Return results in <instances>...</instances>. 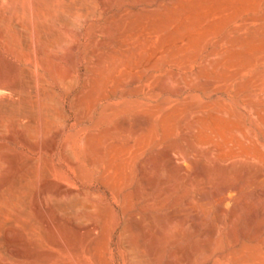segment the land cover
I'll return each mask as SVG.
<instances>
[{
	"label": "rangeland",
	"instance_id": "1",
	"mask_svg": "<svg viewBox=\"0 0 264 264\" xmlns=\"http://www.w3.org/2000/svg\"><path fill=\"white\" fill-rule=\"evenodd\" d=\"M45 1L0 0V81L8 90L0 89V102L18 101L9 87L19 84L32 94L54 90L62 101L54 106L55 120L39 116L33 106L22 123L9 119L0 133V183L22 177L26 185L24 205L11 204L1 218L0 264H264V0H90L87 15L69 12L82 0ZM30 5L33 26L27 22ZM58 9L70 21H63ZM17 25L23 34H14ZM41 29L55 35L51 43L39 37ZM98 91L130 108L93 129L106 102L101 98L95 109L91 93ZM123 117L134 125L146 119L149 125L134 133L120 125ZM104 130L111 139L103 144L104 165L98 169L91 164L97 157L91 148ZM111 142L123 145L118 146L123 157L115 161L116 174L107 176ZM51 145L54 150H47ZM71 156L78 167L69 163ZM58 188L61 196L54 193ZM222 188L230 196L226 208ZM73 199L86 200L74 214L63 206ZM136 218H143L141 225ZM126 241L140 249L138 262ZM92 242L97 246H88Z\"/></svg>",
	"mask_w": 264,
	"mask_h": 264
},
{
	"label": "bare ground",
	"instance_id": "2",
	"mask_svg": "<svg viewBox=\"0 0 264 264\" xmlns=\"http://www.w3.org/2000/svg\"><path fill=\"white\" fill-rule=\"evenodd\" d=\"M11 1V0H10ZM40 1V0H39ZM41 1H45V0H41ZM61 1V0H60ZM68 1V0H67ZM67 1H64V2H67ZM70 1V0H69ZM72 1V0H71ZM74 1H76V0H74ZM73 1V2H74ZM29 2H30V4H31V2H33V0H29ZM49 2V3H48ZM63 2V3H64ZM73 2H71V4L73 3ZM78 2V1H77ZM105 2V1H104ZM44 3H46V1L44 2ZM51 3V0L49 1H47V4H50ZM68 3H70V2H67L66 4H64L63 5V7L65 6V5H67V6H65L66 8L68 7V9L70 8L69 6V4ZM6 4V3H5ZM15 4V3H14ZM25 4V3H24ZM34 4V3H33ZM74 4H75V2L73 3V6H72V8H70L69 9V12H70V10H73V11H76V12H79V14L81 13L82 15L83 14H85V15H87L89 12H90V10L92 9V4H91V2H90V0H82V1H80L76 6H74ZM96 4V3H95ZM21 5V4H20ZM40 5H41V3H40ZM43 5V4H42ZM46 4H44V7H46V6H49V5H46ZM69 5V6H68ZM35 6V5H34ZM33 6V7H34ZM104 6V5H103ZM110 6V5H109ZM108 6V4H107V6H106V8L107 7H109ZM11 7V6H10ZM19 7V6H18ZM18 7H16V8H18ZM50 7V6H49ZM48 7V8H49ZM52 7H53V5H52ZM56 7V6H55ZM55 7H53V9H56ZM42 8H43V6H42ZM47 8V10H49ZM51 8V7H50ZM59 8H61V6H59ZM104 8V7H103ZM24 9V8H23ZM45 9V8H44ZM68 9L66 10V11H68ZM105 9V8H104ZM20 10H21V8H20ZM36 10V9H35ZM46 10V9H45ZM107 10H108V8H107ZM6 11V10H5ZM10 11V10H9ZM18 11V10H17ZM58 12H59V15H60V11H59V9L57 10ZM1 12V11H0ZM19 12V11H18ZM21 12V11H20ZM19 12V13H20ZM35 11L32 9V5H30L29 6V8H28V15H29V21L27 20V22H30V24L33 26V24L35 23V13H34ZM100 12L102 13V11L100 10ZM104 12V11H103ZM12 13H13V11H12ZM27 13V12H26ZM52 13H54V12H51V14ZM15 14V13H14ZM14 14H12V15H14ZM21 14V13H20ZM19 14V15H20ZM25 14V13H24ZM46 14V13H45ZM64 14V13H63ZM78 14V13H77ZM61 15H62V13H61ZM84 15V16H85ZM90 15V14H89ZM11 16V15H10ZM9 16V17H10ZM42 16H43V14H42ZM50 16V15H49ZM81 16V15H80ZM91 16V15H90ZM40 17V16H39ZM38 17V18H39ZM47 17H48V15H47ZM51 17V16H50ZM82 17V16H81ZM6 18V17H5ZM16 18H17V16H16ZM44 18V17H43ZM62 20L63 21H70V19L66 16V15H62ZM41 19V18H40ZM45 19V18H44ZM52 19V18H51ZM54 19V18H53ZM52 19V20H53ZM89 19V18H88ZM11 20H13V19H11ZM38 20V19H37ZM54 20H56V18L54 19ZM61 20V21H62ZM1 21H3V20H1ZM9 21H10V19H7V21H4L5 23H9ZM40 21V20H39ZM42 21V20H41ZM38 22V21H37ZM56 22V21H55ZM24 23V22H23ZM58 23V22H57ZM56 23V24H57ZM71 23V22H70ZM75 23V22H74ZM10 24V23H9ZM22 24V23H21ZM27 24V23H26ZM38 24V23H37ZM36 24V25H37ZM41 24V23H40ZM47 24V23H46ZM8 25V24H7ZM23 25V24H22ZM42 25V24H41ZM40 25V26H41ZM48 25V24H47ZM50 27H51V25H49ZM49 26H47V27H49ZM10 27V26H9ZM8 27V28H9ZM14 27V26H13ZM37 27V26H36ZM24 28V27H23ZM41 28H43V27H41ZM52 28H53V26H52ZM52 28H50V29H52ZM14 29V28H13ZM33 29V28H32ZM53 30V29H52ZM23 30H22V28H21V26L20 25H17L16 26V29H15V31H14V34H16V35H20L21 34V32H22ZM38 31H40L39 29H38ZM48 31V30H47ZM6 32V31H5ZM50 32V31H49ZM49 32H46L44 29H41V35L39 36L42 40H44L46 43H51L53 40H54V38H55V35L54 34H52V33H49ZM99 33V32H98ZM22 34H23V32H22ZM14 37H16V36H14ZM38 37V38H39ZM95 37V36H94ZM17 38H20V37H17ZM16 38V39H17ZM97 38V37H96ZM39 40V39H38ZM41 40V41H42ZM56 40V39H55ZM44 42V43H45ZM93 44V43H92ZM95 44H96V42H95ZM44 45V44H43ZM52 45V44H51ZM49 46V45H48ZM50 47V46H49ZM47 48V47H46ZM95 53V52H94ZM74 55V54H73ZM77 57V56H76ZM95 57V56H94ZM70 58V57H69ZM73 58V57H72ZM87 58H88V56H87ZM76 59V58H75ZM95 59V58H94ZM72 60V59H71ZM77 60V59H76ZM108 60V59H107ZM103 61V60H102ZM73 62V61H72ZM78 62V61H77ZM113 62V61H112ZM115 63H117L116 61H114ZM114 62H113V64H114ZM75 64V63H74ZM109 64V63H108ZM73 65V64H72ZM86 65V64H85ZM106 65V64H105ZM110 65H111V61H110ZM76 66V65H75ZM97 66V65H96ZM106 66H108V65H106ZM88 67V66H87ZM112 67H113V65H112ZM89 68V67H88ZM107 68V67H106ZM84 69V68H83ZM100 70V69H99ZM108 70H110V69H108ZM75 71V70H74ZM70 73V72H69ZM108 73V72H107ZM106 73V74H107ZM76 74V73H75ZM70 75V74H69ZM72 75V74H71ZM96 75V74H95ZM94 75V76H95ZM98 75V74H97ZM90 76V78H92L91 77V75H89ZM76 77V76H75ZM98 77V76H97ZM70 79V78H69ZM64 80V79H63ZM72 80V79H71ZM70 80V81H71ZM108 80V79H107ZM67 81V80H66ZM73 81V80H72ZM75 81V80H74ZM77 81V80H76ZM92 81V80H91ZM93 81H96V80H93ZM92 81V82H93ZM111 82V81H110ZM71 83V82H70ZM75 83V82H74ZM119 83V82H118ZM126 83H128V82H126ZM63 84V83H62ZM99 84V83H98ZM101 84V83H100ZM66 85V84H65ZM70 85V84H69ZM68 84H67V86H69ZM75 86V85H74ZM98 86V85H97ZM117 86V85H116ZM70 87H72V86H69L68 88V92H70ZM105 87L107 88V86L105 85ZM117 87H119V86H117ZM7 87H6V85L5 84H3L1 81H0V89H6ZM93 88H95V87H93ZM96 88H98V87H96ZM113 88V87H112ZM9 89L11 90V91H13L14 92V94H11L12 96H14L15 94H17L18 96H19V99H18V101L17 100H15L14 99V101H16V102H13V103H11V102H9V101H4V102H0V133L1 132H3V130L5 129L4 127H5V124H6V122L9 120V119H13V120H17V121H19V122H23V120H24V118H26L28 115H30L31 113H33V109L31 108V107H33V106H35V111H36V113L40 116H42V115H45L46 116V118L48 117V118H52L53 120H55L56 119V117H57V112H56V110H55V107L54 106H56V104H59V103H61L62 104V101L60 100V99H58L57 97H56V94L54 93V90L52 91H40V90H34L33 91V94H32V89H31V91L28 89V87H26V86H24V85H22V84H19V85H14V86H12V87H9ZM99 89V88H98ZM130 89L131 88H129V92H130ZM7 90V89H6ZM9 90V91H10ZM42 90V89H41ZM93 90V89H92ZM94 90H97V89H94ZM107 90V89H106ZM8 91V90H7ZM66 91V92H67ZM89 91H91V90H89ZM88 91V92H89ZM4 92V91H3ZM62 92H63V90H62ZM127 92V91H126ZM128 92V93H129ZM77 93H79V92H77ZM77 93H76V95H77ZM108 93V92H107ZM127 93V94H128ZM9 94V93H8ZM31 94V95H30ZM58 94V93H57ZM65 94V93H64ZM68 94V93H67ZM66 94V95H67ZM91 94H93L92 96H91ZM90 94V96L92 97V98H94V100H95V102H94V106H95V109H98V107L100 106V99L102 98V99H105L106 100V102H105V104H103V106L102 107H100V109H99V111H98V115H97V122L95 123V121H94V123H95V125H93V124H91L92 126H93V129L94 128H96V126H98L99 125V123H103V125H104V123H106V124H110V123H112L113 121H114V119H116V117H118L122 112H125L126 110L127 111H129L128 109L130 108V107H128V106H123V107H121L120 105H123V104H118V100H116V98L115 99H113V100H111V96L109 95V94H103V93H99V91L98 92H95V93H91ZM126 94V95H127ZM132 94V93H131ZM71 95V94H70ZM86 95H88V94H86ZM12 96H11V99H12ZM78 96V95H77ZM83 96H85V95H83ZM29 97H32L31 99L32 100H30L29 99ZM66 97V96H65ZM79 97H80V93H79ZM78 97V98H79ZM81 97H82V95H81ZM86 97V96H85ZM84 98V97H83ZM83 98H81L82 100H84ZM2 99V98H1ZM3 99H4V97H3ZM8 99V98H7ZM88 99H91V98H88ZM10 100V99H9ZM72 100H74L75 101V98L73 97V99ZM78 100V99H77ZM81 100V101H82ZM93 100V99H92ZM2 101V100H1ZM30 101H31V105L32 106H30ZM66 101V100H65ZM73 101V102H74ZM79 101V100H78ZM75 103V102H74ZM85 103V102H84ZM73 104V103H72ZM74 105V104H73ZM72 105V106H73ZM77 107V106H76ZM86 107V106H85ZM85 107H84V111H85ZM133 106H131V108H132ZM77 109V108H76ZM83 109V108H82ZM92 110V109H91ZM76 111V110H75ZM79 112V111H78ZM91 112V111H90ZM89 112V113H90ZM251 112V111H250ZM36 113H34V114H36ZM84 113V112H83ZM88 113V114H89ZM36 114V115H37ZM64 114V116H65V118L67 119L68 118V114L67 113H63ZM33 116V115H32ZM82 116V115H81ZM35 117V116H34ZM33 117V118H34ZM77 117V116H76ZM84 117V116H83ZM82 117V118H83ZM126 117V116H125ZM131 117V116H130ZM29 118V117H28ZM38 118V117H37ZM37 118H36V121H37ZM44 118V117H43ZM124 118V117H123ZM30 119V118H29ZM28 119V121L30 122V120ZM32 119V118H31ZM42 119V118H41ZM131 119V118H130ZM129 118H124V120L121 122V126L122 127H124V128H128V129H132V130H134V133H136L135 131H137V130H141L142 128H145V127H147L149 124H148V121L146 120V119H141L140 121H139V124H136V125H134V124H132L131 123V120H130ZM85 120H86V118H85ZM28 121L26 122V123H28ZM58 121V120H57ZM69 121V120H68ZM79 121V120H78ZM118 121V120H117ZM116 121V122H117ZM35 122V121H34ZM38 122V121H37ZM49 122V121H48ZM115 122V123H116ZM25 123V122H24ZM23 123V124H24ZM32 123V122H31ZM30 123V124H31ZM76 123H79V122H76ZM75 123V124H76ZM119 122H117V124H118ZM136 123V122H135ZM11 124V123H10ZM9 125V124H8ZM18 125H19V123H18ZM35 125H36V123L34 124L33 123V126L35 127ZM68 125V124H67ZM102 125V124H101ZM112 125V124H111ZM118 126H119V124H118ZM131 126H132V128H131ZM16 127V126H15ZM18 127V126H17ZM34 127H32V128H34ZM108 128V127H107ZM19 129V128H18ZM102 129H104V128H102ZM106 129V128H105ZM109 129H112V130H114L113 128H109ZM119 129V128H118ZM128 129H127V131H128ZM108 130V129H107ZM116 131H120V129L119 130H117V129H115ZM105 131V130H104ZM131 131V130H130ZM129 131V132H130ZM5 132V131H4ZM105 132L107 133V134H105ZM104 132V134H100L101 135V137H102V139L98 142L97 140L96 141H94L93 139L95 138V136L98 134H96V132L95 133H93L95 136H94V138L92 137V141H94L95 143H99V144H96L95 146H96V149L95 148H91V149H93V151L96 153V158L95 159H93L92 160V158H90L91 160H92V162H91V164L93 163L94 164V166H96L98 169H101L102 168V166L104 165V162H103V155H104V149H103V144L104 143H106L109 139H111L109 136H108V133H111V132H107V131H105ZM133 131H131V133H132ZM147 132H149L148 131V129H147ZM10 133V132H9ZM92 133H90V134H92ZM101 133H102V131H101ZM119 133H121V132H119ZM125 133V132H124ZM128 133V132H127ZM89 134V133H88ZM92 134V135H93ZM130 134V133H129ZM133 134V133H132ZM131 135V134H130ZM146 135V134H145ZM3 135H1V137H2ZM8 136V135H7ZM99 136V135H98ZM132 136V135H131ZM133 137V136H132ZM138 137V136H137ZM126 138V137H125ZM146 139V138H145ZM90 140V139H89ZM121 140V139H120ZM126 141H128L127 139H126ZM130 141H131V139H130ZM55 142V141H54ZM53 142V143H54ZM143 142V141H142ZM25 143H26V141H25ZM112 143V142H111ZM110 143V147L108 148V158H109V160H108V162H107V166H106V169H105V174L107 175V176H113V174H116V170H115V167H117V166H115V161H116V159L120 156V157H123V155H122V151L118 148V146L119 145H122V144H119V143H116V142H114V144L112 143L111 144ZM141 143V142H140ZM55 144V143H54ZM130 143H128L127 144V146L129 145ZM132 145V144H131ZM55 145H51V146H48L47 147V150H49V151H53L54 150V147ZM91 145H89V147H90ZM123 146V145H122ZM130 146V145H129ZM41 147V146H40ZM93 147V146H92ZM108 147V146H107ZM124 147H126V146H124ZM135 147H136V145H135ZM65 149H66V146H65ZM68 151V150H67ZM69 152V151H68ZM90 152H92V150L90 151ZM94 152H92V153H94ZM71 154V153H70ZM83 155V154H82ZM94 155V154H93ZM90 156V155H89ZM72 157V156H71ZM71 157H68L69 158V163H72L73 165H76L77 167H78V164L79 163H77L74 159H73V157L71 158ZM13 159H12V161H13V164H14V166L15 165H18V158H17V156H14V157H12ZM83 159H85V158H83ZM30 160H32V159H30ZM66 160V159H65ZM133 160V159H132ZM35 161V160H34ZM33 161V162H34ZM67 161V160H66ZM22 162V161H21ZM23 163V162H22ZM132 163V162H131ZM90 164V165H91ZM65 165V164H64ZM10 166V165H9ZM12 166V165H11ZM19 166V165H18ZM80 166H82V165H80ZM131 166V165H130ZM129 166V167H130ZM1 167V166H0ZM16 167V166H15ZM21 167V166H20ZM27 167V166H26ZM14 168V167H13ZM37 168V167H36ZM120 168V167H119ZM20 169V168H19ZM38 169V168H37ZM40 169V168H39ZM14 170H15V168H14ZM22 170V169H21ZM25 170H26V168H25ZM30 170V169H29ZM87 170V169H86ZM98 171V170H97ZM27 172V171H26ZM30 172H34V171H30ZM89 172V171H88ZM10 173H12V172H10ZM82 173V172H81ZM20 174H21V171H20ZM83 174V173H82ZM10 175V174H9ZM25 175V172H22V174H21V176H24ZM30 176L29 175V173H26V176ZM32 175V174H31ZM33 175H34V173H33ZM83 175H86V173L84 172V174ZM87 175H89L90 176V174H87ZM136 175V174H135ZM19 176V175H18ZM28 176H27V178H28ZM37 176V175H36ZM81 176V175H80ZM88 176V177H89ZM91 176H93V175H91ZM20 177V176H19ZM78 177V176H77ZM86 177V176H85ZM17 178V177H16ZM22 178V177H21ZM21 178H18V179H14V178H11V179H6V180H4V181H2V183H0V224H1V218H2V215H3V213L4 212H6L7 210H8V207L11 205V204H17V205H24V197L25 196H23V192L24 191H22L23 189H22V183H21V181L22 180H20ZM32 178V177H31ZM34 178V177H33ZM79 178H81V177H79ZM97 178H98V176H97ZM155 178V177H154ZM153 178V179H154ZM35 179V178H34ZM37 179V178H36ZM35 179V180H36ZM83 179V178H82ZM86 179V178H85ZM104 179V178H103ZM146 179V178H145ZM145 179H143L144 181H145ZM28 180H29V178H28ZM39 180V179H38ZM40 180H41V178H40ZM92 180V179H91ZM142 180V181H143ZM147 180V179H146ZM163 180V179H162ZM33 181V180H32ZM134 181V180H133ZM142 181H139L138 183H142V185H143V182ZM148 181V180H147ZM146 181V182H147ZM163 181H165V179L163 180ZM173 181V180H172ZM28 182V181H27ZM47 182V181H46ZM53 182V181H52ZM146 182L144 183L145 185H146ZM162 182V181H161ZM101 183V182H100ZM148 183H149V181H148ZM155 183V185H156V182H154ZM163 184H165V182H162ZM24 185H25V183H23ZM46 185V184H45ZM48 185V184H47ZM138 186H139V184H137ZM154 185V184H153ZM26 186V185H25ZM54 186V185H53ZM131 186V185H130ZM141 186V185H140ZM139 186V187H140ZM30 187V186H29ZM62 187V186H61ZM83 187V186H82ZM141 187H143L144 188V186H141ZM227 187V186H226ZM31 188V187H30ZM46 188H47V186H46ZM142 188V189H143ZM238 188V187H237ZM237 188H234V189H237ZM26 189V188H25ZM28 189V188H27ZM42 189V188H41ZM88 189V188H87ZM136 189V188H135ZM134 189V190H135ZM139 189V188H138ZM146 189V188H145ZM151 189H152V187H151ZM176 189H177V187H176ZM223 189V188H222ZM227 189L228 188H224L223 190H221V192H223V197H222V204L223 205H225L226 203H229L228 201H229V197L230 196H227L226 195V191H227ZM29 190V189H28ZM33 190V189H32ZM52 190V189H51ZM134 190H132L133 192H134ZM147 190V189H146ZM238 190V189H237ZM75 191V190H74ZM139 191H141L140 189L138 190V192H137V194L139 193ZM165 191H167V190H165ZM165 191H163V192H165ZM230 191V190H229ZM228 191V192H229ZM42 192V191H41ZM63 190L62 189H57L56 191H54V193H55V195L56 196H61L62 194H63ZM69 192V191H68ZM132 192V193H133ZM135 192V193H136ZM146 192V191H145ZM149 192V191H148ZM227 192V193H228ZM28 193V192H27ZM29 193H31V192H29ZM28 193V194H29ZM36 193H38V192H36ZM35 193V194H36ZM130 194H131V192H129ZM135 193H134V195H135ZM140 193H142V192H140ZM139 193V194H140ZM150 193V192H149ZM161 193H162V191H161ZM160 193V194H161ZM167 193H169V191L167 192ZM167 193H165V194H167ZM144 194H146V193H144ZM143 194V195H144ZM148 194V193H147ZM159 194V195H160ZM40 195V194H39ZM49 195H50V193H49ZM48 195V196H49ZM53 195V194H52ZM148 195H150V194H148ZM148 195H145V197L146 196H148ZM156 195V194H155ZM158 195V194H157ZM162 195V194H161ZM161 195H160V197H161ZM164 195V194H163ZM178 195V194H177ZM28 196H30V195H28ZM38 196V195H37ZM41 196V195H40ZM77 196V195H76ZM87 196V195H86ZM99 196V195H98ZM129 196V195H128ZM139 196V195H138ZM52 197V196H51ZM92 197V196H91ZM95 197H97V196H95ZM134 197V196H133ZM157 197V196H156ZM169 198H171V195H169L168 196ZM168 197H165V198H168ZM177 197V196H176ZM38 198V197H37ZM46 198H50V197H46ZM60 198V197H59ZM98 198V197H97ZM140 198V197H139ZM138 198V199H139ZM153 198V197H152ZM159 198V197H158ZM26 199H28V198H26ZM55 199V198H54ZM134 199V198H133ZM154 199H156V198H154ZM205 199L207 200V197H205ZM43 200V199H42ZM41 200V201H42ZM52 200V199H51ZM50 200V201H51ZM56 200V199H55ZM62 200V199H61ZM70 200V199H69ZM123 200H124V198H123ZM149 200H152V199H149ZM162 200V199H161ZM160 200V201H161ZM164 200V199H163ZM170 200V199H169ZM54 201V200H53ZM64 201V200H63ZM85 201V203H86V200H84ZM84 201H82L81 199H73L71 202H69V204H66V205H63L64 207H66L67 209H71L72 211H67V212H73L74 210L73 209H76L77 207H79L80 205H83L84 204ZM130 201H133V200H130ZM136 202H137V200H135ZM145 201V200H144ZM143 201V202H144ZM147 201V200H146ZM145 201V202H146ZM168 201V199H166V202ZM26 202V201H25ZM46 202V201H45ZM59 202V201H58ZM124 202V201H123ZM162 202H165V201H162ZM40 203V202H39ZM43 203V206H44V202H42ZM55 203V202H54ZM61 203V202H60ZM97 203V202H96ZM25 204H27V203H25ZM38 204V203H37ZM57 204V203H56ZM131 204H132V202H131ZM157 204V203H156ZM160 204H161V202H160ZM167 204L168 203H165V205L167 206ZM42 205V204H41ZM57 205H59V204H57ZM89 205V204H88ZM94 205H97V204H94ZM101 204H99V206H100ZM102 205H103V203H102ZM105 205V204H104ZM104 205H103V207H104ZM108 205V204H107ZM122 205V204H121ZM130 204H128V206H129ZM133 205V204H132ZM152 205V204H151ZM151 205H149V206H151ZM154 205V204H153ZM162 205H163V203H162ZM227 205V204H226ZM226 205H225V208H226ZM35 206V205H34ZM33 206V207H34ZM43 206H41V207H43ZM46 206V205H45ZM44 206V207H45ZM56 206V205H55ZM61 206V205H60ZM63 206H62V208H63ZM86 205H84V207H85ZM98 206V205H97ZM98 206V207H99ZM148 206V207H149ZM158 206V205H157ZM12 206H10V208H11ZM22 207V206H21ZM36 207V206H35ZM87 207V206H86ZM90 207H91V205H90ZM102 207V208H103ZM110 207V206H109ZM109 207H107V209L109 208ZM126 208H124V209H127L128 207L127 206H125ZM147 207V206H146ZM145 207V208H146ZM81 208V207H80ZM100 208V210H101V207H99ZM99 208L97 209V211H98V214H99ZM105 208H106V206H105ZM105 208H103V210L105 209ZM145 208H143V209H145ZM152 208V207H151ZM170 208V207H169ZM224 207H221L219 210V217H218V220H217V223H218V226H220V224H222V222H223V219H222V212H224V209H223ZM50 209V208H49ZM58 209H60L61 210V208H58ZM110 209V208H109ZM121 209H123V208H121ZM140 209H142V208H140ZM142 209V210H143ZM64 210V209H63ZM18 211V210H17ZM47 211H49V210H47ZM50 211H52V210H50ZM49 211V212H50ZM62 211V210H61ZM95 211H96V209H95ZM94 211V212H95ZM145 210H143V212H144ZM170 211V210H169ZM169 211H167V214H168V212ZM8 212V211H7ZM21 212V211H20ZM62 212H64V211H62ZM93 212V213H94ZM18 213V212H17ZM75 212H73V214H74ZM92 213V212H91ZM101 213V212H100ZM150 213V212H149ZM170 213V212H169ZM26 214V213H25ZM64 214H66V213H64ZM71 214V213H70ZM69 214V215H70ZM95 214H96V212H95ZM130 214H132V213H130ZM130 214H129V216H130ZM134 214V213H133ZM136 214V213H135ZM134 214V215H135ZM138 214V213H137ZM141 214V213H140ZM139 214V215H140ZM155 214V213H154ZM97 215V214H96ZM101 215V214H100ZM108 215V214H107ZM123 215V214H122ZM133 215V217H135ZM150 215V214H149ZM157 215V214H156ZM162 215V214H161ZM164 215H166V214H164ZM10 216V215H9ZM29 216V215H28ZM57 217H58V215H56ZM98 216V215H97ZM128 216V217H129ZM141 216V215H140ZM144 216V215H143ZM163 216V215H162ZM254 216V215H253ZM12 217V216H11ZM101 217V216H100ZM103 217V216H102ZM108 217V216H107ZM110 217V216H109ZM108 217V218H109ZM132 217V216H131ZM142 217V216H141ZM146 217V216H145ZM151 217V216H150ZM155 216H153V219H156V221H157V219H159V218H154ZM159 217H160V215H159ZM164 217V216H163ZM167 217H169V215L167 216ZM16 218V217H15ZM28 218H30V217H28ZM33 218V217H32ZM104 218V217H103ZM123 218V217H122ZM161 218V217H160ZM126 219H127V216H126ZM132 219H134V218H132ZM145 219H147V217L145 218ZM152 219V220H153ZM162 219L163 218H161L160 220H161V222H162ZM167 219V218H166ZM165 219V220H166ZM169 219V218H168ZM172 219V218H171ZM76 220V219H75ZM129 220H130V218H129ZM136 220H137V218H136ZM139 220V219H138ZM138 220L136 221V223H138ZM141 220V219H140ZM139 220V221H140ZM142 220H143V218H142ZM141 220V221H142ZM149 220H151V219H149ZM152 220L149 222V223H151L152 222ZM164 220V219H163ZM164 220V221H165ZM170 220V219H169ZM264 220V219H263ZM21 221V220H20ZM37 221V220H36ZM35 221V222H36ZM78 221V220H77ZM101 221V220H100ZM109 221V220H108ZM140 221V222H141ZM155 221V220H154ZM22 222V221H21ZM29 222V221H28ZM85 222V221H84ZM131 222H132V220H131ZM144 222H145V224L144 225H146L147 224V222H148V219L147 220H144ZM158 222H159V220H158ZM160 222V223H161ZM166 222H167V220H166ZM169 222V221H168ZM171 222V221H170ZM169 222V223H170ZM246 222V221H245ZM244 222V223H245ZM247 222H248V225H249V221L247 220ZM23 223V222H22ZM129 223V222H128ZM142 223V222H141ZM141 223H138V224H140L141 225ZM154 222H152V224H153ZM32 224V223H31ZM124 224L126 225V223H123V226H124ZM130 224H132V223H130ZM134 224V223H133ZM162 224V223H161ZM164 224V223H163ZM163 224H162V227H163ZM170 224H172V223H170ZM259 224H261L260 222H259ZM128 226H130L129 224H127ZM126 225V227L128 228V226ZM137 225V224H136ZM156 225V224H155ZM166 225H168V224H166ZM245 225V224H244ZM244 225H243V227H244ZM247 225V224H246ZM250 225H252V224H250ZM249 225V226H250ZM262 225V224H261ZM12 226H13V224H12ZM24 226V225H23ZM122 226V227H123ZM138 226V225H137ZM148 226V225H147ZM165 226V225H164ZM264 226V225H263ZM25 227V226H24ZM106 227V226H105ZM125 227V228H126ZM131 227H133V226H131ZM139 227V226H138ZM144 228H145V226H143ZM152 227H155V226H153L152 225ZM248 227V226H247ZM246 227V228H247ZM259 226H255V229L256 228H258ZM4 228V227H3ZM2 228V229H3ZM9 228H11V227H9ZM34 228V227H33ZM36 228V227H35ZM107 228V227H106ZM124 228V227H123ZM141 228V227H140ZM149 228H151L150 226H149ZM161 228V227H160ZM171 227H169L168 229H170ZM261 228V227H260ZM259 228V229H260ZM264 228V227H263ZM263 228H262V230H263ZM84 229V228H83ZM108 229V228H107ZM129 229H131V228H129ZM151 229H153V228H151ZM150 229V231H146L147 233L148 232H151L152 230ZM158 230H160L159 229V227L157 228ZM164 230L166 229L165 227L163 228ZM248 229V228H247ZM103 230V229H102ZM104 230H106V229H104ZM104 230H103V232H104ZM132 230H133V228H132ZM131 230V231H132ZM136 230H137V228H136ZM158 230H156V232L158 231ZM6 231V230H5ZM86 231V230H85ZM87 231H89V230H87ZM91 231V230H90ZM106 231H108V230H106ZM135 231V230H134ZM137 231H142V230H137ZM260 231H261V229H260ZM8 232V231H7ZM124 232H127L125 229H124ZM130 232V231H129ZM153 232V231H152ZM166 232V231H165ZM262 232V231H261ZM4 233V232H3ZM2 233V234H3ZM108 233V232H107ZM158 233V232H157ZM168 233H169V230H168ZM213 233H215L214 231H213ZM244 233V232H243ZM248 233V232H247ZM257 233H259V231L257 232ZM90 234H91V232H90ZM94 234V233H93ZM104 234V233H103ZM106 234V233H105ZM104 234V235H105ZM125 234V236H127V234L126 233H124ZM134 234H135V232H134ZM219 234V233H218ZM5 235V234H4ZM24 235V234H23ZM79 235H80V233H79ZM92 235V234H91ZM101 235V234H100ZM99 235V236H100ZM104 235H101L102 237L104 236ZM133 235V234H132ZM136 235V234H135ZM148 235V234H147ZM146 235V236H147ZM158 235V234H157ZM163 236L165 235L164 233L162 234ZM161 235V236H162ZM230 235H232V234H230ZM257 235V234H256ZM99 236H96V237H99ZM129 236V235H128ZM128 236H127V238H128ZM154 236V235H153ZM155 236H156V234H155ZM162 236V237H163ZM247 236V235H246ZM254 236V235H253ZM22 237V236H21ZM101 237V238H102ZM135 237V236H134ZM144 237V236H143ZM161 237V238H162ZM215 237H217V235L215 236ZM230 237V236H229ZM228 237V238H229ZM104 239H105V237H103ZM125 238V237H124ZM133 237H131V239H132ZM160 238V237H159ZM157 239V240H162L161 238L160 239ZM227 238V239H228ZM250 238V237H249ZM257 238V237H256ZM24 239V238H23ZM234 239V238H233ZM232 239V240H233ZM255 239V238H254ZM107 240V238L105 239V241ZM127 240H129V239H127ZM141 240V239H140ZM143 240V239H142ZM152 240V239H151ZM155 240V239H154ZM157 240H155L156 242H157ZM261 240V239H260ZM94 241V240H93ZM101 241V240H100ZM99 240H98V243L100 242ZM105 241H103V242H105ZM113 241H114V239H113ZM124 242H125V240H123ZM133 241V240H132ZM139 241V240H138ZM137 241V242H138ZM148 241V240H147ZM150 241V240H149ZM228 241H229V239H228ZM234 241H235V239H234ZM95 242V241H94ZM123 242V243H124ZM127 242V241H126ZM135 242H136V240H135ZM136 242V243H137ZM140 242V241H139ZM159 242V241H158ZM165 242V241H164ZM167 242V241H166ZM93 243V242H92ZM101 243V242H100ZM131 243H133V242H131ZM131 243H129V242H127V244L126 243H124V244H126L125 245V247L127 248L128 247V249H129V255L131 256V259H132V261H134V263L135 262H138V259H140L141 258V255L139 256L138 255V251H140V249L137 251L136 250V247H134V245H132ZM153 243H154V241H153ZM162 243V246L165 244V243H163V242H161ZM220 243H222V242H220ZM230 243V242H229ZM234 243V242H233ZM104 244V243H103ZM134 244V243H133ZM137 244H139V243H137ZM136 244V245H137ZM144 245V244H143ZM169 245V244H168ZM212 245V244H211ZM210 245V246H211ZM88 246H95V244L93 243V245L91 244V245H88ZM96 246H97V244H96ZM95 246V247H96ZM138 246V245H137ZM153 247H154V245H152ZM161 246V247H162ZM229 246V245H228ZM69 247V246H68ZM75 247V246H74ZM91 247H90V249H91ZM142 247V246H141ZM152 247V248H153ZM163 247H165V245L163 246ZM207 247V246H206ZM209 247V246H208ZM149 248V247H148ZM152 248H150V250L149 251H153V250H151ZM3 249V248H2ZM2 249H1V251H2ZM73 249V248H72ZM99 249V248H98ZM153 249H155V248H153ZM157 249H159V248H157ZM162 249V248H161ZM209 249H212V248H209ZM74 250V249H73ZM87 250V249H86ZM92 250V249H91ZM94 250V249H93ZM116 250V249H115ZM200 250V249H199ZM207 250H205L204 252H206ZM4 252V251H3ZM98 252V250L95 252V253H97ZM157 252V251H156ZM160 252H162V251H160ZM163 252H165V249L163 250ZM87 253V252H86ZM89 253V252H88ZM94 253V254H95ZM149 253H151V252H149ZM207 253H209V252H207ZM98 254V253H97ZM152 254V253H151ZM156 254V253H155ZM154 254V255H155ZM157 254H158V252H157ZM156 254V255H157ZM159 254H161V253H159ZM164 255H165V253H164ZM164 255H162L161 254V256H164ZM95 256V255H94ZM152 256V255H151ZM15 257V256H14ZM96 257V256H95ZM140 257V258H139ZM142 257H143V255H142ZM158 257H160V255H158ZM181 257V259L183 258L182 256H180ZM104 258V257H103ZM161 259H162V257H161ZM161 259H156V260H158V262H159V260H161ZM180 259V260H181ZM93 260H97V257H96V259H93ZM148 260V259H147ZM131 261V262H132ZM161 262V261H160ZM103 263H105L104 261H103ZM143 263H145L144 261H143ZM133 264V263H132ZM136 264V263H135ZM157 264V263H156ZM177 264H178V262H177Z\"/></svg>",
	"mask_w": 264,
	"mask_h": 264
}]
</instances>
